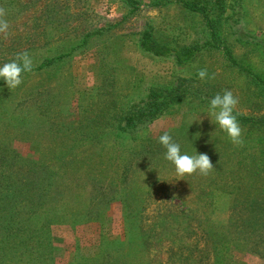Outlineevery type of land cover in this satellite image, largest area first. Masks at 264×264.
<instances>
[{
  "label": "rangeland",
  "instance_id": "obj_1",
  "mask_svg": "<svg viewBox=\"0 0 264 264\" xmlns=\"http://www.w3.org/2000/svg\"><path fill=\"white\" fill-rule=\"evenodd\" d=\"M242 3L241 27L264 40V0ZM0 7L10 25L7 38L0 35V66L23 51L34 67L54 59L23 73L17 88L0 87V238L13 241L12 220L28 217L21 224L34 229L30 264H264L258 245L217 262L208 233L217 222L234 234L247 213L264 219V208H253L264 192L250 187L264 182V122L239 123L244 143L234 146L209 107L187 96L138 130L117 127L151 87L199 78L200 69L212 71L201 84L238 97L234 111L263 116L248 74L220 53L176 66L137 45L148 27L190 43L203 30L198 17L176 5L128 14L120 0H0ZM224 25L237 59L264 77L263 47L241 45ZM165 132L182 153H206L210 174L177 177L159 143ZM23 260L9 251L0 264Z\"/></svg>",
  "mask_w": 264,
  "mask_h": 264
},
{
  "label": "trees",
  "instance_id": "obj_2",
  "mask_svg": "<svg viewBox=\"0 0 264 264\" xmlns=\"http://www.w3.org/2000/svg\"><path fill=\"white\" fill-rule=\"evenodd\" d=\"M127 8L128 14H132L141 8L148 7H166L176 5L183 9L186 14L198 17L203 24V30L196 31L195 39L190 43L172 42L168 38L157 37L153 28L148 27L138 35L137 45L145 53L154 57L171 60L176 66H184L191 64L198 55L204 53L217 52L220 53L226 64L232 68H239L246 72L252 83L256 86L255 92L261 99H264V77L253 71L250 67L237 59L233 52V45L227 37L224 29V22L228 23L231 29L230 34L238 43L243 46H260L264 49V40L258 39L257 36L248 32L242 25V0H232L231 7L234 10L233 14H228L229 0H120ZM54 59H49L35 69H43ZM209 73L212 71H207ZM198 76V75H197ZM200 78L197 77H179L176 84H170L165 88L151 87L146 95L134 101L129 109L125 111L119 119L117 127L125 133L133 132L139 128L146 126L162 115L165 110L190 96L198 99L202 104L209 107L210 100L220 91L217 87H206V84L200 83ZM5 83L0 80V87ZM221 94V93H220ZM261 106L260 110H264V101L255 102ZM239 123L243 125L253 126L264 122V114L258 118L234 111ZM251 188L256 191L264 192V182H251ZM18 201H7V206H12ZM244 204V203H243ZM254 205V203L252 204ZM253 206L257 211L263 210L264 199L261 202H256ZM100 207V206H99ZM101 209V208H100ZM10 210H13L12 208ZM95 215L100 216L97 211ZM240 215L235 216V220ZM77 219V218H76ZM101 216L99 220H101ZM29 222V218L16 217L12 220V238L9 236H1L0 238V258L10 251L11 255L19 252L24 254V263L30 264L34 259L32 249L29 247V242L34 240V230L30 236L24 232V227L21 223ZM237 223V220H236ZM239 231L232 234V231L225 230L224 226H217V222H212L211 234L212 249L214 256L218 261H226L227 256L231 255L234 250L247 251L249 247L253 249L255 245L264 249V219H259L258 215L247 213V218L238 220ZM146 238V237H145Z\"/></svg>",
  "mask_w": 264,
  "mask_h": 264
},
{
  "label": "clouds",
  "instance_id": "obj_3",
  "mask_svg": "<svg viewBox=\"0 0 264 264\" xmlns=\"http://www.w3.org/2000/svg\"><path fill=\"white\" fill-rule=\"evenodd\" d=\"M6 16L5 8L0 7V35L5 38H7L10 27L9 22L5 19ZM32 70V58L27 51H23L18 53L13 61L0 66V79L5 81L9 89H15L22 83V74ZM198 76L201 80L207 78V69H200ZM238 104V97L234 96L231 90H225L223 94L217 93L210 100L208 110L211 122L225 132L233 145L237 147L244 143L243 130L234 114ZM159 143L166 149L164 158L174 166L176 176L181 179L192 174L207 176L214 168L206 153H197L196 155L182 153L180 144L176 143L168 132L159 136Z\"/></svg>",
  "mask_w": 264,
  "mask_h": 264
}]
</instances>
